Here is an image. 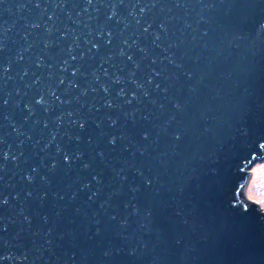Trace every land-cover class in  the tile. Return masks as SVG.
Instances as JSON below:
<instances>
[{"label": "water", "instance_id": "obj_1", "mask_svg": "<svg viewBox=\"0 0 264 264\" xmlns=\"http://www.w3.org/2000/svg\"><path fill=\"white\" fill-rule=\"evenodd\" d=\"M264 0H0V264H264Z\"/></svg>", "mask_w": 264, "mask_h": 264}, {"label": "rangeland", "instance_id": "obj_2", "mask_svg": "<svg viewBox=\"0 0 264 264\" xmlns=\"http://www.w3.org/2000/svg\"><path fill=\"white\" fill-rule=\"evenodd\" d=\"M244 197L246 200L257 204L264 213V159L256 162L250 168Z\"/></svg>", "mask_w": 264, "mask_h": 264}]
</instances>
